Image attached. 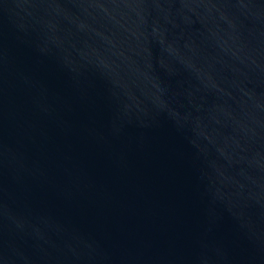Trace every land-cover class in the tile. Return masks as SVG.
<instances>
[{"label": "water", "instance_id": "water-1", "mask_svg": "<svg viewBox=\"0 0 264 264\" xmlns=\"http://www.w3.org/2000/svg\"><path fill=\"white\" fill-rule=\"evenodd\" d=\"M0 264H264V0L0 10Z\"/></svg>", "mask_w": 264, "mask_h": 264}]
</instances>
